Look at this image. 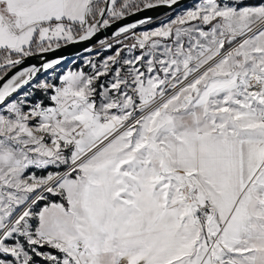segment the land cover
<instances>
[{"label":"snow or ice","instance_id":"snow-or-ice-1","mask_svg":"<svg viewBox=\"0 0 264 264\" xmlns=\"http://www.w3.org/2000/svg\"><path fill=\"white\" fill-rule=\"evenodd\" d=\"M179 2L0 0V264H264V0L47 59Z\"/></svg>","mask_w":264,"mask_h":264},{"label":"water","instance_id":"water-1","mask_svg":"<svg viewBox=\"0 0 264 264\" xmlns=\"http://www.w3.org/2000/svg\"><path fill=\"white\" fill-rule=\"evenodd\" d=\"M189 1H191V0H180V2L177 5H175L171 8L166 7V6H160V7L154 8V9L144 10V11H141V12L136 13L134 15H130V16L122 19L121 21H118L113 26H111L105 30H101L93 39H91L88 42H81V43H77L74 45H70V46L62 48L61 50H58L54 53L47 54V59H53L56 57L65 56V57H67V60H69L73 56H75L77 53L88 48L90 45H94L95 43H97L100 39L108 37V36H112V33L116 29H118L120 26H124V25H127L128 23H132V22H135V21H138L140 19L147 18V17H152L154 20V19H156V18H158V17H160L166 13H169V12L173 11L174 9L186 4ZM31 63H38V60H36V59L28 60L25 62V65H23V66H28ZM15 70L16 69H14L13 71H15Z\"/></svg>","mask_w":264,"mask_h":264},{"label":"rangeland","instance_id":"rangeland-1","mask_svg":"<svg viewBox=\"0 0 264 264\" xmlns=\"http://www.w3.org/2000/svg\"><path fill=\"white\" fill-rule=\"evenodd\" d=\"M194 2V0H191L189 2H187L186 4L174 9L173 11L166 13L158 18H156L155 20H153L152 23H149L147 25H143V26H139L135 31L137 33L146 30V29H151L154 28L156 26H158L160 23L162 22H166L170 19H172L176 14H178L179 12H181L182 10L186 9L188 6H191V4ZM111 37V36H108ZM98 43V42H97ZM97 43H95L94 45H96ZM113 50H105L102 51V56L106 57L107 55L112 54ZM80 55L81 58H87L89 56V53H87L86 51H81L79 53H77ZM77 54L75 56H73L71 59L65 61L59 69H57V74H60L61 72H63L64 70L71 68L73 70H76L79 67L83 66V60L82 59H77ZM75 61V63H74ZM89 69L85 67V71H88ZM39 174V173H38Z\"/></svg>","mask_w":264,"mask_h":264},{"label":"trees","instance_id":"trees-1","mask_svg":"<svg viewBox=\"0 0 264 264\" xmlns=\"http://www.w3.org/2000/svg\"><path fill=\"white\" fill-rule=\"evenodd\" d=\"M155 20V19H154Z\"/></svg>","mask_w":264,"mask_h":264}]
</instances>
